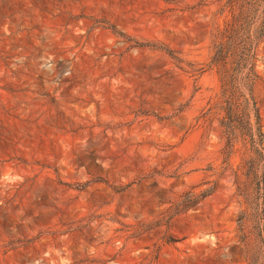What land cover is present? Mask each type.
<instances>
[{"label":"rangeland","instance_id":"rangeland-1","mask_svg":"<svg viewBox=\"0 0 264 264\" xmlns=\"http://www.w3.org/2000/svg\"><path fill=\"white\" fill-rule=\"evenodd\" d=\"M217 1L0 0V264H263ZM256 69L264 129V41Z\"/></svg>","mask_w":264,"mask_h":264},{"label":"trees","instance_id":"trees-1","mask_svg":"<svg viewBox=\"0 0 264 264\" xmlns=\"http://www.w3.org/2000/svg\"><path fill=\"white\" fill-rule=\"evenodd\" d=\"M217 2L237 11L219 13L224 22L215 29L211 66L218 75L220 89L215 95L214 110L229 150L228 162L238 145L246 149L243 163L234 169L236 190L249 204V210H242L238 226L244 231L250 215L264 242V129L255 96L260 81L257 49L264 41V13L256 11L262 6L264 9V0Z\"/></svg>","mask_w":264,"mask_h":264}]
</instances>
